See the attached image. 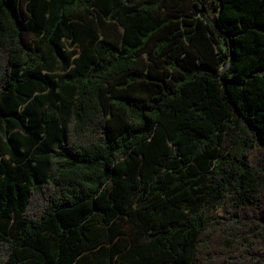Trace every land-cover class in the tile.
Wrapping results in <instances>:
<instances>
[{
	"label": "trees",
	"instance_id": "obj_1",
	"mask_svg": "<svg viewBox=\"0 0 264 264\" xmlns=\"http://www.w3.org/2000/svg\"><path fill=\"white\" fill-rule=\"evenodd\" d=\"M0 264H264V0H0Z\"/></svg>",
	"mask_w": 264,
	"mask_h": 264
},
{
	"label": "rangeland",
	"instance_id": "obj_2",
	"mask_svg": "<svg viewBox=\"0 0 264 264\" xmlns=\"http://www.w3.org/2000/svg\"><path fill=\"white\" fill-rule=\"evenodd\" d=\"M26 40H28V41H30V40H32L30 37H26Z\"/></svg>",
	"mask_w": 264,
	"mask_h": 264
}]
</instances>
